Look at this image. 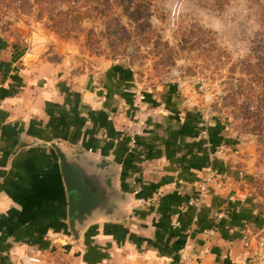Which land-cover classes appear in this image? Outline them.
Wrapping results in <instances>:
<instances>
[{"label": "crops", "instance_id": "crops-1", "mask_svg": "<svg viewBox=\"0 0 264 264\" xmlns=\"http://www.w3.org/2000/svg\"><path fill=\"white\" fill-rule=\"evenodd\" d=\"M31 41L0 36V264H264L256 141L205 117L182 87L144 91L135 107L129 67L71 77ZM138 115L147 126L131 145ZM41 142L92 158L121 193L78 240L58 156ZM211 173H225V185L213 183L202 207L189 205Z\"/></svg>", "mask_w": 264, "mask_h": 264}, {"label": "rangeland", "instance_id": "rangeland-1", "mask_svg": "<svg viewBox=\"0 0 264 264\" xmlns=\"http://www.w3.org/2000/svg\"><path fill=\"white\" fill-rule=\"evenodd\" d=\"M21 1L0 0L1 37L26 46L31 39L42 42L43 57L71 77L114 63L129 67L135 107L144 91L182 87L205 117H218L229 133L256 141L264 152V0H132L129 10L143 12L139 23L128 18L129 4L120 0L109 11L126 25L129 33L122 35L108 30V9L58 35L48 18L37 19L34 0L28 12Z\"/></svg>", "mask_w": 264, "mask_h": 264}, {"label": "water", "instance_id": "water-1", "mask_svg": "<svg viewBox=\"0 0 264 264\" xmlns=\"http://www.w3.org/2000/svg\"><path fill=\"white\" fill-rule=\"evenodd\" d=\"M55 149L68 194L69 225L73 237L82 233L97 215H107L121 193L108 183V171L85 154L66 153L57 143L41 142Z\"/></svg>", "mask_w": 264, "mask_h": 264}, {"label": "trees", "instance_id": "trees-1", "mask_svg": "<svg viewBox=\"0 0 264 264\" xmlns=\"http://www.w3.org/2000/svg\"><path fill=\"white\" fill-rule=\"evenodd\" d=\"M124 1H127L129 4L126 8L128 18L133 22L139 23L140 17L143 14L141 9L129 10L132 0ZM21 2L20 9H22V11L28 12V10H32V3H30V0H22ZM120 2V0H34L33 5L36 4V6H38L37 19L48 18L51 22L49 26L50 29L55 31L58 35L69 34L79 26L78 24L82 19L91 17L93 13H97V15L103 14L104 12L106 13L107 9L108 14L103 15L109 16L106 23L108 30L112 32L114 29H117L119 34L122 35L129 33L126 25L122 24L119 18L112 17L109 11V9L115 6L114 3L117 5ZM63 5H68L69 8L65 11L62 9L56 11V9ZM86 7L87 9H85ZM72 12H75V14H72Z\"/></svg>", "mask_w": 264, "mask_h": 264}, {"label": "built area", "instance_id": "built-area-1", "mask_svg": "<svg viewBox=\"0 0 264 264\" xmlns=\"http://www.w3.org/2000/svg\"><path fill=\"white\" fill-rule=\"evenodd\" d=\"M143 100H145L144 95H137L135 103L136 107H138L140 103L142 104L144 102ZM146 126L147 119L145 117H143L142 115H138L135 117L134 121L127 131V138L131 145H135L137 143L138 138L144 134ZM227 179L228 176L226 174L221 175L216 173L211 174L209 177L200 181L196 188L195 195L190 197L188 204L197 208L202 207L210 196V186L213 183H216L218 186L222 187V185H225ZM176 225H179V223H176ZM261 245L263 246L264 243L262 242ZM28 261L35 262L37 261V259L30 257Z\"/></svg>", "mask_w": 264, "mask_h": 264}]
</instances>
